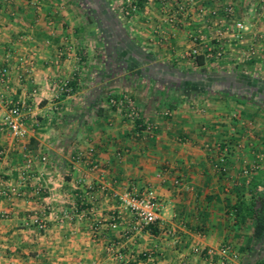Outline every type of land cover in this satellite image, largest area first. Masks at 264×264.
I'll return each instance as SVG.
<instances>
[{"label":"crops","instance_id":"crops-1","mask_svg":"<svg viewBox=\"0 0 264 264\" xmlns=\"http://www.w3.org/2000/svg\"><path fill=\"white\" fill-rule=\"evenodd\" d=\"M134 1L124 16L122 0H0V264H215L224 244L264 264L247 207L264 194V0L234 18L230 0ZM209 43L215 65L185 56ZM120 93L153 130L107 104ZM15 102L23 138L2 124ZM124 189L156 193L149 227L112 197Z\"/></svg>","mask_w":264,"mask_h":264},{"label":"built area","instance_id":"built-area-1","mask_svg":"<svg viewBox=\"0 0 264 264\" xmlns=\"http://www.w3.org/2000/svg\"><path fill=\"white\" fill-rule=\"evenodd\" d=\"M237 0H230L226 5L225 14L234 18V5ZM123 8L122 13L124 16H130L134 14L138 6L134 0H122ZM183 8L180 6L179 10ZM173 17H170V21ZM234 25L237 28V38H241V31L247 30V27L240 20H233ZM224 51L220 44L209 43L202 45V47L196 46L191 48L185 53L186 57L195 59L197 56L202 55L205 61H218L223 57ZM248 56L256 55L255 46H250L247 51ZM7 75L6 69H0V79H3ZM71 86L67 82L61 83L59 89L61 93H66L71 90ZM106 102L109 106L116 107L123 110V114L126 119L131 123L133 127L137 129V135L142 133H148L155 128V124L152 122H140L136 124L137 120H142L141 112L137 107L135 101L126 93H120L118 95L107 96ZM164 114H168V111H164ZM2 124L4 128L8 129L11 135L15 138H23L28 135L31 128L27 124L23 116V108L18 103H11L10 107L7 109L6 113L2 117ZM87 162L92 169L98 168V162L93 157V149L88 150ZM245 174L248 170L244 169ZM177 182V181H176ZM112 197L115 198L119 205L130 211L135 218V228L137 230H142L153 224L157 217L159 208L161 207L160 201L156 193L151 189H144L140 192H134L129 189H124L122 191H113ZM0 216H6L5 212H0ZM34 222L38 225L40 229L45 228V221L38 217H34ZM114 225V223H112ZM175 238L176 235L172 231L168 232ZM211 255L216 257L215 264H234L238 259L237 251L229 244H224L216 248H211L209 250Z\"/></svg>","mask_w":264,"mask_h":264},{"label":"trees","instance_id":"trees-1","mask_svg":"<svg viewBox=\"0 0 264 264\" xmlns=\"http://www.w3.org/2000/svg\"><path fill=\"white\" fill-rule=\"evenodd\" d=\"M202 57L197 56L195 61L197 63H202ZM252 85L263 89V85H260L256 79L252 81ZM142 122V120H137L136 124ZM248 207V214L252 220V237L254 240L261 239L264 237V194H258L253 198ZM239 206L234 207L235 212L239 210ZM261 263V261L259 262ZM255 263V264H259Z\"/></svg>","mask_w":264,"mask_h":264},{"label":"rangeland","instance_id":"rangeland-1","mask_svg":"<svg viewBox=\"0 0 264 264\" xmlns=\"http://www.w3.org/2000/svg\"><path fill=\"white\" fill-rule=\"evenodd\" d=\"M222 59V58H221ZM220 60H218V61H215V60H213V61H210V62H212V63H214V65H215V63H217V62H219Z\"/></svg>","mask_w":264,"mask_h":264}]
</instances>
